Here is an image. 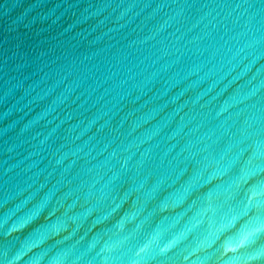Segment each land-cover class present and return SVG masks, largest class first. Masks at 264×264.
<instances>
[{"label":"water","instance_id":"water-1","mask_svg":"<svg viewBox=\"0 0 264 264\" xmlns=\"http://www.w3.org/2000/svg\"><path fill=\"white\" fill-rule=\"evenodd\" d=\"M0 264H264V0H0Z\"/></svg>","mask_w":264,"mask_h":264}]
</instances>
